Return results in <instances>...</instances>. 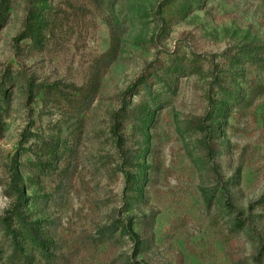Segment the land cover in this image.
Returning a JSON list of instances; mask_svg holds the SVG:
<instances>
[{
	"label": "rangeland",
	"instance_id": "obj_1",
	"mask_svg": "<svg viewBox=\"0 0 264 264\" xmlns=\"http://www.w3.org/2000/svg\"><path fill=\"white\" fill-rule=\"evenodd\" d=\"M14 186L33 264H264V0H0V219Z\"/></svg>",
	"mask_w": 264,
	"mask_h": 264
},
{
	"label": "trees",
	"instance_id": "obj_2",
	"mask_svg": "<svg viewBox=\"0 0 264 264\" xmlns=\"http://www.w3.org/2000/svg\"><path fill=\"white\" fill-rule=\"evenodd\" d=\"M31 35L28 31H23L21 34H19L14 40L16 41L17 39H26V38H30ZM193 67H187V69H190ZM216 85L220 88L219 90H224V87H221L220 83L216 81ZM142 86V88H144V86H147V83L144 79L139 78L136 81V89L134 88V90L130 93V95H135L137 92V88ZM48 88V90H50L51 92H55L57 90L56 88V84H50V85H42V86H37L33 83L32 80H28L26 83V93H27V100L28 101H32L33 98V93L35 92L36 89L38 88ZM222 90V91H223ZM88 95V97H86ZM84 98L89 99L90 97L92 98V91H85L82 95ZM87 103L84 102L82 106H85V104ZM127 103L123 102L120 106V108L113 113L112 115V126H111V134H113L114 137L119 138V132L121 131V129L124 127V125L128 122V118H129V110L127 109ZM197 130L198 132L204 133L205 136H207L206 139V143L204 145V149L207 153L210 152H214V145L212 142H210V140H212L213 138V134L212 131L207 130L204 125H202V122L197 124ZM33 136V135H32ZM48 150V149H47ZM12 194L15 196V198L17 199L14 204L11 206V208L9 209L8 213L5 214L2 219H0V229L3 230L5 232V234L7 235L6 238L9 239L11 238V242H10V247L9 249H4L2 247V242L0 241V264H33V259L32 257H24V255H22L21 253H19V251L16 249V241H17V233L14 232L11 229V226H16L18 229L23 230L24 233L27 234H32L33 237V244H35V246L40 249V256L44 257V252L45 249L47 248L46 244L44 243V241L37 235V233H35L31 228H30V224L24 219L21 211L18 209V203L23 202V194L21 193V191L18 189V187L14 186L13 187V191ZM226 208L232 213H236V215H234L231 218L232 221V225L234 226V228L236 230L242 229L243 228V220L240 219V217L238 216L237 211L232 207L231 204L227 203ZM152 226H153V219H151L150 223H146L145 227H143V235H142V242L143 243H149L151 242V230H152ZM117 227V226H116ZM123 228V227H122ZM7 232V233H6ZM143 243H141L143 246ZM5 252H9L7 255H4ZM258 255L261 254V250L258 249ZM4 255V257H3ZM6 256V257H5ZM255 264H259V260L255 258Z\"/></svg>",
	"mask_w": 264,
	"mask_h": 264
}]
</instances>
